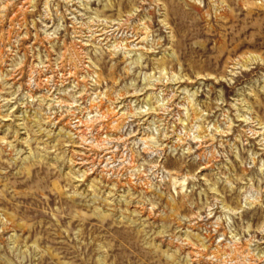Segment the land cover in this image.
I'll use <instances>...</instances> for the list:
<instances>
[{
    "label": "rangeland",
    "instance_id": "obj_1",
    "mask_svg": "<svg viewBox=\"0 0 264 264\" xmlns=\"http://www.w3.org/2000/svg\"><path fill=\"white\" fill-rule=\"evenodd\" d=\"M0 264H264V0H0Z\"/></svg>",
    "mask_w": 264,
    "mask_h": 264
},
{
    "label": "bare ground",
    "instance_id": "obj_2",
    "mask_svg": "<svg viewBox=\"0 0 264 264\" xmlns=\"http://www.w3.org/2000/svg\"><path fill=\"white\" fill-rule=\"evenodd\" d=\"M96 30V29H95ZM98 30V29H97ZM110 32V31H109ZM108 34V33H107ZM105 38V37H104ZM124 41V40H123ZM50 71V70H49ZM71 73V72H70ZM52 77V76H51ZM41 79V78H40ZM45 79V78H44ZM37 84V83H36ZM81 122V121H80ZM83 125V124H82ZM81 129V128H80ZM85 130V129H84ZM98 130V129H97ZM97 132V131H96ZM96 143V142H95ZM89 160V159H88ZM81 165V164H80ZM90 165V164H89ZM104 170V169H103ZM108 174V173H107ZM108 176V175H107ZM106 177V176H105ZM120 178V177H119ZM123 179V178H122ZM125 183V182H124ZM217 256V255H216ZM216 258V257H215Z\"/></svg>",
    "mask_w": 264,
    "mask_h": 264
}]
</instances>
